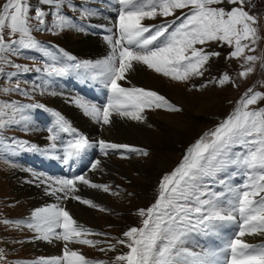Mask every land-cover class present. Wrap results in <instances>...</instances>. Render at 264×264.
Masks as SVG:
<instances>
[{
    "label": "snow or ice",
    "instance_id": "1",
    "mask_svg": "<svg viewBox=\"0 0 264 264\" xmlns=\"http://www.w3.org/2000/svg\"><path fill=\"white\" fill-rule=\"evenodd\" d=\"M40 3L56 10L51 24L46 22L48 13L44 9L37 7L32 14L29 0H5L0 6V65L15 67L17 72L12 76L29 73L33 69L15 64L10 57L35 51L45 57L43 67L34 69L36 73L58 78L69 75L72 70H84L82 74L99 79L110 92L105 104L98 105L79 97L73 100L84 115L97 124L110 125L113 113L143 122L146 117L142 114L146 109L181 111L155 91L128 88L119 83L126 79V73L132 70L134 62L173 81L188 82L193 76H203L210 58L220 55L219 52H208L204 47L213 42L232 47L234 50L230 58L244 57L246 65H253L258 59L264 60V57L245 55L246 50L256 51L253 45L261 39L260 18L246 8L249 4L254 7V0H115L117 16L112 26L105 28L109 34L104 36L111 47V54L96 63L76 62V58L66 52L63 56L72 63H61L49 47L35 37L34 32L58 34L67 29L84 30L60 12L63 7L75 8V5L66 3V0H40ZM185 9L188 11H183ZM177 11H180L178 16ZM94 15L96 12L90 10L82 13L86 17ZM157 16H174L175 19L158 25L144 23L145 20H155ZM241 67L244 70L239 75L244 78L254 71L251 66ZM227 83L233 81L225 73L219 84L223 86ZM37 90L41 95L45 92L38 85H34L31 91L22 89L17 82L14 88H3L2 92H15L31 99V92ZM262 100L264 93L249 88L233 113L192 145L172 173L163 176L156 202L138 212L144 217L142 227L129 229L124 233L127 240L118 241L129 252L118 255L116 261L121 264H264V243L256 245L242 239L246 235L264 236V106L251 107ZM31 109L45 110L54 117L53 127L48 129L50 140L55 142L57 133L72 137L64 149L65 164L70 159L80 158L94 146H98L105 155L107 149H127L142 156L148 155L143 149L104 140L94 145L64 115L40 103L20 104L18 101L0 100V130L23 122V130L27 131L30 117L25 112ZM3 143L0 139V146ZM13 144L29 152L40 151L27 141H13ZM55 147L53 143L52 148ZM54 158L60 159L59 156ZM99 165L100 161L96 160L91 169L95 170ZM237 170L243 172L245 180L242 185L233 186L228 180L239 174ZM34 175L39 178L38 174ZM41 182H51L50 187L58 185L52 188L50 194L62 192L66 198L78 200L91 208L99 206L90 199L75 195L80 191L77 182L93 189L110 191V186L93 183L85 175L58 179L46 177ZM216 185L221 186L222 191L217 192ZM60 198L57 196V199ZM100 211L106 209L100 208ZM33 220L35 222L27 224V227L40 234L38 239L50 243L53 239L65 242L62 256L42 259L34 264H104L91 261L68 247L69 244L96 247L100 241L83 237L105 234L95 233L78 224L63 207L53 204L37 209ZM225 223H235L237 231L221 247L197 252L186 246L192 234L215 233ZM57 229H62V232H57ZM99 250L115 251V246Z\"/></svg>",
    "mask_w": 264,
    "mask_h": 264
},
{
    "label": "rangeland",
    "instance_id": "2",
    "mask_svg": "<svg viewBox=\"0 0 264 264\" xmlns=\"http://www.w3.org/2000/svg\"><path fill=\"white\" fill-rule=\"evenodd\" d=\"M71 1L72 0H66V3L72 5ZM4 2L5 0H0V6H2ZM29 3L33 9V15L34 9L40 7L48 13L46 17V22L48 24H51L55 20V9L41 4L40 0H29ZM254 5L253 7L249 4L246 8L250 10L252 14L260 18L259 36L261 39L256 45H253L256 51L250 52L246 50L245 55H255L260 58L264 57V0H257V2H254ZM225 6L231 7L230 5ZM71 9L72 7H63L60 9V12L65 15L70 12ZM178 14H180V11L176 12V15ZM159 17L160 16H157L156 19ZM172 17L174 16L167 18ZM156 19L146 21L156 22ZM32 23L35 25L36 21L33 20ZM67 32L68 31H64L63 34H53L51 31H42L34 32L33 34L45 46L49 47V50L57 60L61 59L63 56V47H71L77 53L86 55L87 53H82L80 51L81 47H78L80 46L81 40L85 38L81 36L85 35L75 31H71V33ZM5 36L7 38V32H5ZM70 37L72 42L70 41ZM93 37L92 35L90 36V38ZM97 38L101 39V41H105L103 37H94L93 39L96 40ZM204 47L208 52H219L220 55L210 58L208 64L205 66L207 70L201 77L193 76L188 82H177L173 81L170 77H165L148 69L144 65H139L134 62L132 70L126 73V79L120 81V83L125 82L132 84L134 85L133 87L155 91L163 95L170 103L180 108L181 111L171 112L165 109H146L144 114L147 113L150 118L157 119L156 115L158 112L167 116L165 120H157L158 124L156 125L150 123L148 118L146 122V124H148L145 128L149 129L150 138L148 140L151 147L133 143L127 144L125 142L121 145H128L130 148L135 149H143L148 152V155L142 156L138 152H130L127 149H120V151L112 150L113 154L110 156L115 158L107 159V156H103L99 160L100 165L93 171L97 177H94L90 172L82 174L93 183L110 186V191L104 192L101 189H93L77 182L80 191L75 193V195L92 200L99 206L98 208H91L81 204L78 200L66 198L62 192H57L56 195L50 194L52 188L58 187V185L52 184L50 187L49 185L51 182L42 183L41 180L48 176L34 170H32V174L29 175V173L25 172L28 168L26 166L22 167L18 164L22 168L18 167L17 177L13 176L15 175L16 163L9 155L11 153L9 146L12 145L13 138L20 136L25 140H33L35 134L30 130L29 122L27 131L23 130V122L20 125H11L4 130H0V139L4 141L3 145L0 146V250L3 252V258L0 259V264H22L21 259H46L48 256L46 254H51L48 258L51 256L63 255L59 250L60 248L62 249L61 246L63 243L65 244L64 241L53 239L51 244L48 241L38 239L37 237L40 234L27 227V224L33 223V213L37 209L57 204V202L61 200H65L66 204L60 202L57 205L63 208L66 205V211H68L73 218L80 217L76 220L78 224L91 229L95 233L105 234L83 237L93 241H100L96 247L80 244L82 252L89 257L88 259L94 262H104V264H121V262L116 261L115 258L118 255L126 254L129 252V249L125 245L119 244L118 241L127 240L124 233L129 229L133 227H142V220L144 217H141L138 212L140 209H148L156 202L159 193V184L163 176L172 173L173 170L180 165L187 150L192 145L205 136L206 133L214 130L223 120L233 113L238 102L249 88L253 89V91L264 93V60L258 59L253 65H246L244 57L240 59L230 58V53L234 49L226 44L221 46L219 42H213ZM107 49L106 53L108 57ZM10 59L15 64L28 66L30 69H33V71L12 76V73L17 72L15 67L11 65H0V68H2V71H0V100L7 102L18 101L20 104L40 103L45 106L47 102H51L49 105L54 108L57 107L58 110L60 105L64 112H66V109H72L76 115L81 113V109L73 102L74 98L79 96L76 93L73 95L74 92L71 91V88L68 86H63V89L58 90L59 94H57L59 96L57 95V97H50L47 92L41 95L39 90L31 92V99L23 97L15 92L8 94L3 93V88H14L17 82L20 83L22 89L31 91L34 85H41L40 78L45 75L34 71L36 67L42 68L45 63V57L40 53L25 51L20 56H11ZM96 62L97 61H94L92 63ZM241 65H245L246 67L251 66L254 68V71L247 78L241 77L239 73L244 70ZM141 71H145L148 75V82L150 83L148 86H146V84H140L142 81L139 82V76H142ZM225 73L229 75L233 83H227L221 86L219 80ZM131 74H133L132 77ZM204 85H206V87ZM212 93L216 95L212 96ZM215 99H217V102L211 104V100ZM84 100L90 101L88 99ZM208 102L209 107L204 109V113L197 115L194 107L200 105L206 106ZM262 106H264V100L258 101L256 105L251 107L258 108ZM25 115L30 116V110L26 111ZM66 115L69 116L67 113ZM168 117H171V120H167ZM180 122H182V124ZM33 123V128L36 127L34 132L38 134L35 139L46 136L39 122L34 119ZM180 126L182 129L179 128ZM185 127H187V129ZM78 128L82 129L79 126ZM98 130L100 129L98 128ZM49 137L47 141L51 142ZM89 138L92 140L91 137ZM236 151H239V149H236ZM13 152L14 151H12V153ZM56 152L57 148H52L50 154L55 155ZM107 160L109 163L105 164ZM114 161L117 162L116 167L111 163ZM108 164H110L111 167L113 165V167L109 168ZM20 169H22L23 172H21ZM229 171L233 170L229 169ZM237 171L239 174L233 175L229 180L234 182L236 179L237 183L235 186H240L244 183L245 177L242 171ZM34 173L38 174L39 178L37 175H34ZM221 175L223 176L225 174ZM53 179L58 178L56 177ZM20 187L23 189L22 191ZM215 190L217 192L222 191V187L216 185ZM30 193L31 195H28ZM97 194L106 196L110 204L106 203V199L104 198H97ZM57 196L61 198L57 199ZM78 206L91 210L94 216L89 217L83 214L81 210L76 208ZM100 208L106 209V211H100ZM4 221H9L11 223L5 224ZM17 222L20 223L18 224ZM248 236L249 235L245 236L246 241H248ZM261 237L264 238V236ZM249 238L253 239L254 237L250 236ZM192 240L193 239L189 237L186 246L195 251L196 249L194 247L189 246V242H192ZM226 240V235L219 238H206V242L210 244L212 249H215V242L219 241L220 243H224ZM72 246L77 245H68L69 248L76 250ZM109 246H115V251L99 250L101 248L108 249ZM57 251L59 252L54 253Z\"/></svg>",
    "mask_w": 264,
    "mask_h": 264
},
{
    "label": "bare ground",
    "instance_id": "3",
    "mask_svg": "<svg viewBox=\"0 0 264 264\" xmlns=\"http://www.w3.org/2000/svg\"><path fill=\"white\" fill-rule=\"evenodd\" d=\"M67 33H71L70 31H68ZM86 34V32H84ZM91 36V35H90ZM89 34L85 35V36H81V37H85L83 38V40H81L80 46L81 47V52L82 53H87L86 55L89 57H95L97 58L98 61L105 59V57H107V51L108 50V56L111 54V47L108 45V43L106 41H101V39H96L94 40L93 38H90ZM78 39V38H75ZM70 41H71V37H70ZM72 42V41H71ZM70 43V42H69ZM141 70V69H140ZM138 73V72H137ZM136 75V74H135ZM141 75L139 76V82L142 81V83L140 84H146V86H148L150 83L148 82V75L145 71H141ZM133 76V74H131V77ZM137 78V75H136ZM144 82V83H143ZM72 91V90H71ZM70 92V91H69ZM63 93V92H62ZM73 93V92H72ZM59 94V93H58ZM56 94L55 96L57 97ZM65 94V93H63ZM67 94V93H66ZM71 94V93H70ZM75 93H73L74 95ZM72 95V94H71ZM216 95L212 93V96ZM59 96V95H58ZM61 96V95H60ZM64 96V95H63ZM62 96V97H63ZM218 96V95H217ZM61 97V98H62ZM58 98V99H61ZM77 98V96H76ZM204 98V97H203ZM67 99V98H66ZM205 99V98H204ZM218 99V98H217ZM211 100V104L217 102L216 100ZM69 101V100H68ZM91 102V101H90ZM98 105H103V104H98ZM186 105V104H185ZM198 105V104H197ZM209 107V102L206 104V106H198V107H194V110L196 112L197 115L203 114L204 113V109H207ZM67 108V107H66ZM70 113L72 115V119L78 124L79 127H81L82 129H84L85 131L89 132L92 134H97V133H101L103 135V139L107 140V141H111V142H117L116 144H122L123 142L125 143H133V144H137V145H142V146H147V147H151V145L149 144V138H150V134H149V129H146V122L149 118L150 123L153 124H158L157 120H165L167 118V116H165L164 114H161L160 112H158V114L156 115L157 119L154 118H150L147 113L146 114H142L146 117V120H144L143 122H139V121H135V120H131L127 117H120L118 115H116L115 113H113L111 119H112V123L110 125H107L105 130H98V125L96 122H94L90 117L84 115L83 111L81 110V113H78L77 115L74 114V111L72 109H66V113ZM70 114H68L70 116ZM189 119V117H188ZM34 117H32V119H30L31 125L32 127L34 126L33 123ZM167 120H171V117H168ZM179 121V120H177ZM184 121V120H183ZM186 122V121H185ZM182 124V122H180ZM168 124V123H167ZM175 124V123H174ZM151 125V124H150ZM178 125V124H177ZM180 125V124H179ZM185 125V124H184ZM167 127V126H166ZM36 127H34L35 129ZM181 128V126L179 127ZM187 129V127H185ZM171 129V128H170ZM182 129V128H181ZM184 130V129H183ZM156 135V133H155ZM156 137V136H155ZM92 138V137H91ZM154 138V137H153ZM151 140V139H150ZM108 158H115V157H111V156H107ZM115 160V159H114ZM109 163L108 160L107 162H105V164ZM112 164H114V166H117V162H111ZM110 163V164H111ZM110 164H108L109 168H112L110 166ZM21 165V164H20ZM15 165V175H17V168L20 167H24V165ZM21 172L22 169H20ZM27 173H29V175L32 174V170H29L28 168L26 169ZM17 177V176H16ZM41 177V176H40ZM42 178V177H41ZM22 180L24 181V178L22 177ZM29 183V182H28ZM25 184V183H24ZM27 184V183H26ZM20 186V185H19ZM25 186V185H24ZM27 187V185H26ZM140 187V186H139ZM138 189V188H137ZM20 190L22 191L23 189L20 187ZM31 190V189H30ZM28 191V190H27ZM34 191V190H33ZM32 192V191H31ZM135 192V191H134ZM99 193V192H98ZM28 195H31L28 194ZM97 198H104L106 199V203H109V200L107 199L106 196L104 195H100L97 194L96 195ZM39 201V200H38ZM110 204V203H109ZM74 207V206H73ZM79 210H81V212L83 214L88 215L89 217L94 216V213L89 210V209H85V208H81L80 206L76 207ZM80 216V215H79ZM96 216V215H95ZM80 218V217H78ZM93 219V218H92ZM95 221V220H94ZM42 243V242H41ZM48 243V242H47ZM194 243V241L192 240V242H189V246L194 247L196 249V244H192ZM52 244V243H51ZM50 245V244H49ZM58 245V244H57ZM46 247V246H45ZM73 248H75L76 250L79 248L78 246H72ZM32 248V247H31ZM52 249V248H51ZM196 251V250H195Z\"/></svg>",
    "mask_w": 264,
    "mask_h": 264
}]
</instances>
